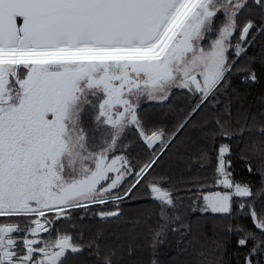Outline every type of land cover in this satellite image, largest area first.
<instances>
[{
	"label": "snow or ice",
	"instance_id": "6c2138e0",
	"mask_svg": "<svg viewBox=\"0 0 264 264\" xmlns=\"http://www.w3.org/2000/svg\"><path fill=\"white\" fill-rule=\"evenodd\" d=\"M257 60L264 0H0V264H264Z\"/></svg>",
	"mask_w": 264,
	"mask_h": 264
},
{
	"label": "trees",
	"instance_id": "16d2710c",
	"mask_svg": "<svg viewBox=\"0 0 264 264\" xmlns=\"http://www.w3.org/2000/svg\"><path fill=\"white\" fill-rule=\"evenodd\" d=\"M252 54L259 56L260 50L251 49ZM254 67L257 70V73L261 76L259 82L254 85H247L242 83L240 80V75L237 74L233 77V87L237 90L238 93L243 97V110H247L249 116L252 114H258L262 109H264V65H261L259 61L255 63ZM171 99V98H170ZM185 100L181 96H177L172 100V106L165 108L159 104H143V108L146 110V115L155 123H163L165 125H171L178 114L179 109L184 108ZM240 108V104L236 103L233 105V115H235V110ZM161 171L167 172V168H163ZM247 175L246 173H242ZM256 185L259 186V177L255 178ZM250 224V221L248 222ZM207 231L211 233V225L209 224ZM104 243L109 247H116L118 253L123 250L125 246L124 239H117L115 237H108ZM143 247L138 250L137 254L134 257H126V264H150L151 259V250L147 245L146 238L143 241ZM173 255V252L167 246H161L159 252V259L161 261H167L169 257ZM90 258L85 256L80 260L76 261V264H82V261H87Z\"/></svg>",
	"mask_w": 264,
	"mask_h": 264
},
{
	"label": "rangeland",
	"instance_id": "374dc122",
	"mask_svg": "<svg viewBox=\"0 0 264 264\" xmlns=\"http://www.w3.org/2000/svg\"><path fill=\"white\" fill-rule=\"evenodd\" d=\"M150 103H152V104H157L156 102H145L144 104H150ZM143 106V105H142Z\"/></svg>",
	"mask_w": 264,
	"mask_h": 264
}]
</instances>
